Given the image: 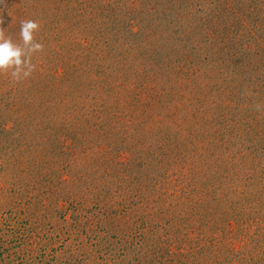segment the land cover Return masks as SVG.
<instances>
[{
	"label": "trees",
	"instance_id": "obj_1",
	"mask_svg": "<svg viewBox=\"0 0 264 264\" xmlns=\"http://www.w3.org/2000/svg\"><path fill=\"white\" fill-rule=\"evenodd\" d=\"M4 1L0 0V35L13 44L17 41L21 44V22L29 20L28 16H36L35 11L28 9L27 3L21 2L24 7L21 9L16 8V2L9 0L1 5ZM51 1L44 6L50 12V20L39 26L34 40L41 44L46 40L45 31L50 30H56L62 40H71L67 55L60 54L66 47L63 42L55 55L59 54L64 59L71 54L74 62L82 55L93 60L98 56L93 53L96 45L88 46L86 43L88 38L96 36L100 38L99 43L103 41L102 50L110 46L109 42L115 46L123 41L122 45L128 47L118 69L117 64L109 60L108 54L113 47L106 52L99 51L103 66L106 61L112 63L108 66L110 72H105L103 79L97 82L104 88L105 95L99 106L101 109L94 113L100 118L97 129L102 130L105 142L100 141L96 157L93 151L88 152L92 150L88 140L81 153L71 150L64 139L58 141L63 150L60 155L71 150L69 160L78 158L85 163L92 160L93 165L94 161H98L104 171L116 176L117 182H127V186L136 183L133 189L136 203H129L130 195L125 192L126 204H122L121 213L129 224V230L134 229L127 240H136L137 232L142 230L139 235L141 240L135 241L137 247L135 252L133 249L132 257H128L127 248L125 254L111 257V263H264V258L255 259L256 254L264 249V195L261 192L264 177L249 172L250 168L245 169L243 162L248 160V153L241 154V150L249 151L251 161L247 164L253 162L252 166L260 158L258 142L257 145L252 142L258 139V132L252 134V128L248 126L252 135L247 134L242 128L245 123L241 120L246 117L242 112L245 110L243 104L251 74L262 81L254 90L264 88V0H134L133 3H140L141 8H131L130 13L127 8L126 11L120 9L118 4L122 0ZM146 4H151V8L144 9ZM139 41L140 46L153 54L157 52L162 59H153L152 63L145 65L146 60L140 56L143 53L139 49L142 48L137 45L139 60L137 69L133 71L129 62L133 57L127 55ZM95 68L100 67L96 65ZM61 70L64 77L69 78L70 74L73 82L77 85L82 83L84 75L75 74L79 71L78 65L71 64L67 68L61 67ZM193 77L197 79L193 81ZM161 79L164 80L159 86L157 81ZM129 81L131 85L125 84ZM67 83L64 79L56 83L55 95L60 97L59 100L65 95L61 86L66 88ZM42 85L34 75L21 89L23 92L27 88L31 92L35 87L38 91ZM90 85L96 84L91 81ZM51 88L53 93V84ZM259 94L254 100L260 103ZM113 98L115 102L109 106ZM162 102H174L176 109L163 118L168 120L181 112L180 121L148 123ZM14 104L18 105L15 112L18 120L27 124L30 131L34 129L38 132L40 138H49L59 132L60 136L63 134L64 127H55L59 123L55 109L26 107L20 99ZM32 122H36L37 128L33 127L35 124L30 126ZM44 123L51 127L46 128L42 125ZM44 130L45 134L41 135ZM46 130L49 131L47 135ZM73 131L69 128L71 134H74ZM134 137L139 138L136 144L148 143L149 149L157 147L162 161L165 159L163 167L151 172L153 176L145 175V170L133 175L126 158L115 154L114 148L119 145L121 154L125 155L130 148L128 139L132 142ZM8 142L6 139L3 146H8ZM48 148V153H43L33 167L37 172L42 169L40 163L54 169L51 163L59 161H53V157L59 155L57 146L50 145ZM187 151L196 155L197 159L187 157ZM101 155L103 160H98ZM118 167H121L120 177H117ZM169 202L173 203V207L167 205ZM164 207L170 208L169 216L167 212L159 218L154 216ZM251 209L257 216L249 224L244 211ZM151 217L155 219L150 222ZM177 219L187 229L182 243L173 231ZM251 227L258 231L259 238L253 236L254 241L246 237Z\"/></svg>",
	"mask_w": 264,
	"mask_h": 264
},
{
	"label": "rangeland",
	"instance_id": "obj_2",
	"mask_svg": "<svg viewBox=\"0 0 264 264\" xmlns=\"http://www.w3.org/2000/svg\"><path fill=\"white\" fill-rule=\"evenodd\" d=\"M48 1L51 0H9L8 2H16V8L21 9L24 8L22 3H27L26 7L35 11L36 14V16H28L27 19L36 22L39 26H44L50 20V12L44 8ZM133 1L122 0L118 5H120L122 11H126L127 8L130 13L131 8L134 10L141 8L140 3H133ZM5 2L7 0L2 2L1 5ZM51 5H53L52 1ZM143 7L144 9H150L151 4H146ZM135 12L133 13L135 14ZM102 28L104 30V27ZM135 31L136 27H134ZM44 37L46 40L41 43L42 49L39 52L32 53L30 57V63L34 65L30 76H37L39 81L43 83L38 91L34 87L31 92H28L27 88H24L22 92L21 88L27 86L30 76L15 81L11 77V69L0 73V264H114L111 263V257L121 253L125 254L127 248H129L128 257H132L137 247L134 245L135 241L141 240L139 235L142 230L137 232L138 237L136 240H127L134 229L129 230V224L126 223L127 221L121 213V206L125 203V192L130 195L129 203H136V195L133 190L136 183L132 182L129 186L134 185L128 188L127 182H117L116 176H110L106 170H103L98 161H94L93 165L90 156L91 161L87 163L78 158L75 161L74 158L69 160V151L75 150L81 153L80 151L85 149L86 140H88V145L92 148L88 152L93 151L96 157L100 141L105 142L102 140V130L97 129L100 125V118L94 112L103 103L105 95L104 88H101V84L98 85L97 82L103 79L105 72H110L111 68H108V66L112 62L106 61V65L103 66L99 60V51L106 52L109 47H113L111 54H108L109 60L113 61L114 64L116 63L118 69L121 65V57L125 55L124 51L128 50V47L122 45L123 41L115 46H112V43L109 42L110 46L102 50L103 41L99 43L100 38L97 36L88 38L86 45L93 46L95 44L96 48L93 53L98 56L93 57L92 60L90 56L82 55L74 62L71 54L64 59L59 54L55 55L61 42L66 44V47L60 54L67 55L68 44L71 40H62L56 30L45 31ZM80 41L83 42V39L81 38ZM14 43L19 44V41ZM139 43L140 41L127 55L129 58L130 56L136 58V60H133V58L129 60L133 71L138 66L139 50H141L140 53H143L140 54L142 59L146 60L145 65H148L149 62L152 63L153 59L156 61L162 59L160 58L161 55H157V52L153 54L140 46ZM137 45L142 49L138 50ZM71 64H76L79 67V71L75 73L76 75H80V77L84 75L80 85L70 79L72 77L70 74L68 75L69 78L64 77L62 74L61 67L67 68ZM96 65H99L100 68H95ZM97 71H101V73ZM257 78L256 75L251 74L249 91L245 93L244 98L245 104L243 106H245V110L242 112L246 117L241 121L245 123L242 128L247 134H250L247 129L248 126L252 128V134L258 132L257 140L259 141L254 140L252 142L254 144L258 142L260 148L258 155L260 158L253 164L255 166H252L250 164L253 162L247 164L251 161L249 151L241 150V154L246 155L248 153V160L243 162L245 169L250 168L249 172L264 177V88L259 91L254 90L262 83ZM63 79L68 83L65 84L66 88L63 85H57L63 88L61 91L65 94L62 100H59L60 97L55 95L57 94L56 83ZM193 79L195 81L197 77H193ZM163 80L157 81L159 86H162ZM4 81L6 82L3 83ZM91 81L96 85L91 86ZM128 83L131 85L132 82H125V84ZM51 84L54 87L53 93ZM147 87L149 88V86ZM257 92L260 93V103L254 100L258 95ZM18 99L26 107L35 108L38 106L41 109L47 107L52 111L55 109L58 112L56 116L59 120L55 127H64L63 134L60 136L59 132L49 138L44 136L40 138V134L34 129L30 131L27 124H23L18 120L19 118L15 114L18 105L14 103ZM113 102H115V98L111 100L109 106L113 105ZM178 106L183 108L181 104ZM174 110H176L174 102L170 104L162 102L160 106L158 105V110L153 119L148 123L180 121L181 112H177L175 117L172 116L168 120L163 118L166 114H172ZM35 123H30V126ZM42 125L46 128L51 127L48 123ZM33 127L37 128L36 124ZM69 128L74 130V134L69 132ZM4 130H7L8 133ZM80 130L84 131L81 132ZM48 132L46 130V135ZM44 134L45 130L41 135ZM6 139L9 141L8 146L6 144L3 146ZM63 139L69 143L71 150L60 155L63 150L60 148L58 141ZM121 140L123 139L121 138ZM137 140H139L138 137H134L132 142L131 139H128L131 144L128 142L130 148L125 155L121 154V148L117 145L114 148L115 154H120L122 159L126 158L128 166L132 167L134 171L133 175L139 170H145L143 172L145 175L149 174L148 177L153 176L154 174H151V172L158 171L163 167L162 162L165 159L162 161V156L159 155L160 151L157 147L152 146L149 149L146 145L148 143L136 144ZM50 145L57 146L59 155L53 157V161L55 159L59 161L55 164L51 163L54 169L40 163L42 169L39 171L42 170V172L38 175L39 171L37 172V169H33V167L36 166V161L42 157L43 153L44 155L48 153ZM72 146L74 149H72ZM106 150L109 152V149ZM186 156H190L193 160L197 159L196 155L188 151ZM79 157L83 158L82 154H79ZM98 160H103V155ZM160 160L161 162L157 163ZM181 167L182 165L178 169ZM116 170L118 171L117 177H120L122 175L120 173L121 167ZM261 185L263 186L264 182L261 181ZM261 192L264 195V188L261 189ZM167 205L173 207L171 202ZM158 212L162 213L159 215ZM158 212L154 216L159 218L164 212H167L169 216L170 208L164 207ZM244 213L249 224L253 223V218L257 216V213L252 212V209L246 210ZM153 218L155 219V217ZM153 218L151 217L149 221L151 222ZM146 220H148V217ZM174 224L173 231H176L178 241L182 243L187 229L180 219H177ZM247 231V239L254 241L253 236H256L258 231L252 227ZM258 238L257 235L256 239ZM153 249L156 250V248ZM261 250L263 252L256 254L255 259L257 257L264 258L262 256L264 255V249ZM215 264L223 263L217 261Z\"/></svg>",
	"mask_w": 264,
	"mask_h": 264
},
{
	"label": "clouds",
	"instance_id": "obj_3",
	"mask_svg": "<svg viewBox=\"0 0 264 264\" xmlns=\"http://www.w3.org/2000/svg\"><path fill=\"white\" fill-rule=\"evenodd\" d=\"M39 25L32 21H22L20 25L21 44H13L11 40L0 35V73L11 69V77L15 81L26 79L34 69L30 63L33 52H39L42 44L34 40V33Z\"/></svg>",
	"mask_w": 264,
	"mask_h": 264
}]
</instances>
